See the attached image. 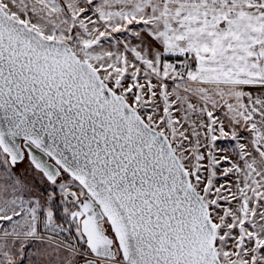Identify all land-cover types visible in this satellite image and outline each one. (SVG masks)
Wrapping results in <instances>:
<instances>
[{
    "label": "snow or ice",
    "instance_id": "1",
    "mask_svg": "<svg viewBox=\"0 0 264 264\" xmlns=\"http://www.w3.org/2000/svg\"><path fill=\"white\" fill-rule=\"evenodd\" d=\"M0 264H264V0H0Z\"/></svg>",
    "mask_w": 264,
    "mask_h": 264
}]
</instances>
